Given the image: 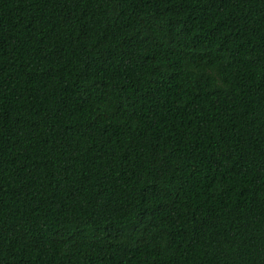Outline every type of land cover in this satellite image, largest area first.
I'll return each instance as SVG.
<instances>
[{"label":"trees","instance_id":"trees-1","mask_svg":"<svg viewBox=\"0 0 264 264\" xmlns=\"http://www.w3.org/2000/svg\"><path fill=\"white\" fill-rule=\"evenodd\" d=\"M0 264H264V0H0Z\"/></svg>","mask_w":264,"mask_h":264}]
</instances>
